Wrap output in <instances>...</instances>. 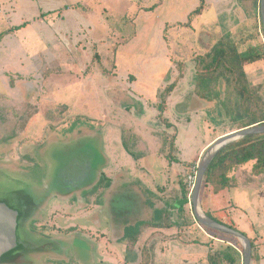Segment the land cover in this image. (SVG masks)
Listing matches in <instances>:
<instances>
[{
  "label": "rangeland",
  "instance_id": "obj_1",
  "mask_svg": "<svg viewBox=\"0 0 264 264\" xmlns=\"http://www.w3.org/2000/svg\"><path fill=\"white\" fill-rule=\"evenodd\" d=\"M141 1L144 3L147 1L148 4L155 3V0ZM196 1L165 0L162 6L154 10L150 9V13L145 15L136 8L125 6L122 9L125 0H106L103 3L111 6L114 14L104 12L103 4L97 5L96 9H88L85 4H72L80 14L83 13L82 17L90 25L87 26L86 23V26H81L78 33L66 31V37L61 38L64 47L68 50L67 52L63 49L67 56L71 53L70 49H76L75 42L79 41L77 46L80 54H75L78 55L76 69L74 64L65 62L63 73L57 72L61 70V66L52 61L47 65L45 58L48 52L42 48L37 50L39 59H36V65L40 68L36 74L34 72L17 74L11 69H5L6 65L0 66V201L17 207L21 205L19 197L23 198L27 194L31 199L27 206L29 219L19 222L17 228L18 241L25 250L19 253L21 256L14 264H94L92 263L94 259L97 264L123 263V254L120 250L123 249V218L127 211L123 205L126 201L123 199V167L129 166L128 168L132 170L137 168V161L133 158L129 161L123 158L125 108L123 102L125 106L129 105L125 109L132 118H137L144 107L148 111L147 114L142 112L143 120L149 117L158 120L156 119L159 112L158 105L161 104L164 110L166 89L171 86L167 83L165 74H169L171 69L161 58L155 61H153L155 58H142L156 52L150 41L152 31L149 32V28L155 23H166L173 17L183 19L184 10L190 9ZM91 2L94 0H85L87 4ZM251 2L253 0H249L247 6V19L241 28L235 29L233 35L239 51L260 46L258 48L262 52L264 34L260 0H254L253 6ZM4 4V1L0 0V38L9 32L3 30L7 21L2 11ZM90 10L92 14L89 13ZM122 11L123 14H120ZM39 17L43 18L44 15ZM55 17L57 20L61 19L60 15ZM245 26L248 27L241 34L242 36L238 37V32H241ZM201 33V31L198 33L201 39L205 38ZM134 35H136L135 39L132 38ZM129 38H132V41L124 45L123 39ZM195 39L197 41H192L191 48L198 51L203 45L198 38ZM160 40L163 42L162 38ZM195 42L200 46L194 45ZM157 50L159 53L166 52L165 43L163 42ZM205 50L197 52L196 58H192L189 65L196 68L197 76L207 78L205 83L208 85L205 89H198L197 82L193 86H196L201 97L207 95L206 91H212L217 97L207 98V112L203 114L201 124L198 121L199 116L193 114L196 117V124L199 123L202 128V135L199 134V128L195 131L197 142L194 146L196 147L246 127L244 125L248 123V115L264 108V57L258 58L252 64H244V77L235 73L228 75L229 81L220 78L214 84V81L208 78L220 74L221 70L211 72L204 69L203 65L210 58H204L205 62L201 63L202 58L198 57L203 56L200 54ZM65 59L69 60V58ZM140 59L145 62L142 63L141 71L139 70L141 63H137ZM181 59L190 62L189 58ZM46 67L51 70L49 71L51 74L45 75L42 79L39 73H44ZM57 73L60 74L58 77ZM139 73L141 74L138 75ZM60 76L62 78L60 81L65 82L68 88L57 94L55 83L59 81ZM138 81H153L155 84L159 82V93L151 95L150 98L136 95L134 90ZM48 82L51 83L50 90L46 89ZM88 83L91 86L89 93L84 92L82 95L80 91L83 87H88ZM123 88L128 89L126 91L128 95H123ZM256 95L261 100H255ZM127 97L135 98L138 103L131 106V99ZM88 101L91 102L89 109ZM219 101L225 104L221 105ZM74 102L80 104V109L74 110L71 107ZM173 110H166V114L172 120L175 118ZM178 113L182 114L180 111ZM76 114L85 118L75 120L73 116ZM159 120L162 124H158V130L167 129L165 122L160 118ZM189 120L191 119L187 121L183 119L186 122ZM204 123L207 127L202 126ZM131 134L133 135L130 129L124 133L128 148L132 151L141 150L142 144L140 143L139 146V141L136 139L135 142V137ZM189 135L191 137V134ZM164 136L166 142L162 144L160 154L173 157L176 153L171 146L172 135L164 131ZM130 137L132 141H129ZM162 138L161 136V141ZM203 152L198 153L196 158L186 159L185 162H183L184 156L180 154V159L174 161L178 163L180 169H184L178 172H182V180L189 189L188 197L193 189L188 177L196 174ZM167 162L164 161L163 166L171 167L173 162L170 165ZM250 163L251 161H248L244 164ZM171 171V177L162 174L159 181L161 185L165 186L167 177L172 178L177 173V170L171 169ZM100 175L111 179V184L106 186L103 182L94 192L95 182ZM141 176L157 193L158 189L152 177ZM20 190L25 192L24 195H18ZM140 190H142L139 193L141 199L144 200L146 194L148 198L151 197L147 193L148 187L145 184L140 186ZM36 191L41 201L35 209L37 198L33 193ZM44 192H48L47 195H44ZM83 195L88 196L83 199ZM213 196L210 189H205L199 195L203 211L221 210L216 209ZM225 213L215 214L226 221L230 217L225 219ZM181 215L183 216L181 221H186L188 225L186 230L198 231L218 241L236 244L242 251V246L236 239L202 226L195 219L190 200L184 205ZM236 227L238 228L239 225Z\"/></svg>",
  "mask_w": 264,
  "mask_h": 264
},
{
  "label": "crops",
  "instance_id": "obj_2",
  "mask_svg": "<svg viewBox=\"0 0 264 264\" xmlns=\"http://www.w3.org/2000/svg\"><path fill=\"white\" fill-rule=\"evenodd\" d=\"M2 1L5 3L2 5V11L7 19L3 30H9L11 34L7 32L0 38V66L6 65L5 69H11L17 74L22 72H34L36 74L38 72L40 67L36 65V59H39V51L37 50L41 48L48 52L45 58L47 65L52 61L61 66V70L57 72L63 73L65 62L74 64L76 69V57L80 54L77 46L79 41L75 42V50L70 49L71 55H68L71 57H69L65 53L67 49L64 47L61 38L66 37V31L78 33L81 26H86V23L87 26L90 25L82 17L83 13L80 14L72 4H85L88 9H96L97 5L101 6L106 2V0H94V2L87 4L85 0ZM125 1L121 6L122 9L125 6L126 8H136L138 12L144 13V15L149 14L150 9L154 10V8L165 3V0H155L153 4H148L147 1L144 3L141 0H136L137 2L135 0ZM248 4L249 0L247 2L244 0H197L190 9L184 10L183 15L186 17L183 16V19L173 17L166 23H155L149 28V32L152 31L150 41H152V46L156 48V52L142 58H155L153 61L161 58L171 69L169 74H165V78L167 83L173 84V87L167 93L164 103L165 112H163V116L170 123V127L158 130V124H162L159 120V112L156 115L158 120L155 121L152 117L143 120L142 114L144 112L147 114L148 111L144 107L140 110L141 113H138V119L132 118L125 109L129 105L125 106L123 102V108L125 107L123 110V158L128 161L133 158L137 161V168H135L137 171L129 169V166L123 167V199L126 200L123 205L127 211L123 218V249L120 250L123 254L122 264H242V252L236 244L218 241L216 238H210L206 234L202 235L198 231L186 230L188 225L186 221H181L182 215L175 207L180 198V178L183 176L182 172L179 173L178 171H184V169H180L178 163L174 161L180 159V154L184 156L183 162L192 157L196 158L198 153H202L211 143L209 141L206 145L194 146L197 142L196 128H199V134L202 135L200 124L203 114L205 115L207 112L208 99L204 97L205 95L201 97L196 86H193L196 82L198 83L199 76H197L196 68L190 66L189 63H191L192 58H196L200 50L206 49L204 52H209L213 44L221 40L226 34H232L234 37L235 29L241 28L247 19ZM253 4L254 0L251 2L252 6ZM103 5L106 9L108 7V10L103 7L104 12L114 14L111 6ZM169 5L171 6L172 3L170 2ZM115 7L117 8L116 5ZM89 13L92 14V11L90 10ZM120 14H123V11ZM42 15H44L43 18L39 17ZM56 15H60L61 19L57 20ZM247 27L245 26L241 32H238V37L242 36L241 34ZM200 31L205 38L201 39L200 34H198ZM135 36L132 38L135 39ZM195 37L203 45V47L198 48V51L191 48L192 41H197ZM132 38L123 39L124 45L130 43ZM160 38H162L167 49L164 53H159L157 50L159 46L163 45ZM200 44L195 42L194 45L200 46ZM204 52H201L200 55H205ZM65 58H69V60L67 61ZM169 58H174V60ZM181 58H189L190 62ZM143 62L141 59L137 61V63H141L140 71L143 70ZM49 71L51 70L46 67L45 72L39 73V76L44 79L45 75L51 74ZM59 75L57 73L56 76ZM60 79H62L61 76L58 78L59 81L55 83L58 89L57 94L68 88L67 84L61 82ZM50 84L49 82L46 83L47 90L51 89ZM158 85L159 82L155 84L153 81H138L134 91L138 96L150 98L151 95L159 93ZM87 86V89L83 87L80 91L82 95L84 92L89 93L91 86L89 83ZM198 89H205V86L198 84ZM126 91L128 89L123 88V95L127 94ZM127 98L131 99V106L138 103L135 98ZM90 105L91 102L88 101V109ZM71 107L74 110L80 109V104L74 102ZM169 109H174L175 118L173 120L166 114V110ZM178 111L182 114H177ZM193 114L199 116L200 124H196V117ZM82 116L76 114L73 118L79 121V118H85ZM189 118L191 120L186 122ZM189 123L191 124L187 126ZM202 126L207 127V124L204 123ZM127 129L132 131L133 135L131 134V136L135 137L134 141L136 142L137 139L139 146L140 143L142 144L141 150L132 151L125 148L124 144L127 139H125L124 133L127 132ZM164 131H167L174 138L173 148L176 154L173 157L160 154L162 144L166 142ZM161 136L163 137L162 141L160 140ZM132 137L129 141H132ZM164 161L168 165L171 162L173 164L171 167H164ZM171 169L177 170L172 178H170ZM92 172L93 170L90 172V177ZM162 174L170 176L167 177L165 186L159 183ZM141 175L152 177L155 187L158 189L157 193ZM230 176L234 180L232 187L213 196L215 197L216 209L225 210L227 213H225V219L230 217L236 226L239 225V230L245 232L248 237L254 238L250 264H264V170L256 175L252 172V163L242 164L234 168ZM143 183L148 187L147 193L151 196L148 198L146 194L147 197L144 200L139 196L142 191L140 186H144ZM177 185L178 188H176ZM97 189L95 187L94 192ZM87 196L83 195V199H86ZM158 215L160 217H157ZM211 257L212 262L210 261ZM92 263L97 264L95 259L92 260ZM99 264H106V262H99Z\"/></svg>",
  "mask_w": 264,
  "mask_h": 264
},
{
  "label": "trees",
  "instance_id": "obj_3",
  "mask_svg": "<svg viewBox=\"0 0 264 264\" xmlns=\"http://www.w3.org/2000/svg\"><path fill=\"white\" fill-rule=\"evenodd\" d=\"M17 28V27H16ZM257 47V48H256ZM252 47L250 49H247L245 51H239L236 43L235 38L232 36V34H226L221 40L214 43L211 47L210 51L207 52L205 55L201 56L202 60L201 63L205 62L204 58H210L208 62L205 63L204 69L206 71L216 72L220 71V74L208 78L211 81H214V84L218 81V79L223 78L225 81L230 80V76L235 73H239L242 77H244V64H252L254 61H256L258 58L264 57V51L260 52L259 48L260 46ZM262 47V46H261ZM206 77L199 75L198 84L201 86L207 87L208 84H206ZM173 85L169 86L166 90V94L172 89ZM206 98L209 97H217V94H214L212 91H207ZM255 100H261L259 96H255ZM221 105H224L225 103L223 101H219ZM159 110V118L165 122L167 127H170V123L166 118L163 116V106L161 104L158 105ZM247 111V110H246ZM248 123L244 126H250L253 124H263L264 123V108H260L259 110H256L253 114H249ZM173 141L174 144V138L171 136L170 138ZM171 141V142H172ZM172 144V143H171ZM125 148L130 150L128 148L127 142H125ZM173 146V145H171ZM132 153V151H129ZM248 161H251L252 163V172L256 175L260 174L264 170V134H255V135H248L242 139H239L237 141L232 142L231 144L224 147L222 150H220L216 156L212 159V161L209 163L204 178L201 185L200 194L203 193L205 189H210L213 194H217L222 190L229 189L232 187L233 178L230 176V172L239 165H242ZM183 178H180V198L178 199L177 204L175 205L176 209L179 213H182L184 205L188 203L190 200L189 195V189L187 188V185L182 180ZM103 182L107 185L111 184V179L106 178L104 175H100L99 180L97 181L96 188H98ZM21 191V190H20ZM24 191H21L18 195H24ZM48 193V192H46ZM17 194V192H16ZM17 198V197H16ZM19 200L21 201V205L19 204L17 207H13L12 205L7 204L10 207L16 208L19 211L18 215V225L19 222H22L24 220H27L29 214L27 213V206H29V201H31L30 197L24 195V197H19ZM34 208L36 209V205L34 204ZM208 216L211 218L217 220L218 222H221L225 225L230 226L231 228L238 229L233 221L231 219H226V221L222 220L219 217L216 216L217 214H224L225 210H217L215 212L212 211H204ZM214 213V214H212ZM215 215V216H213ZM157 217H160L159 215ZM239 230V229H238ZM243 232V231H242ZM245 235L246 233L243 232ZM252 248L254 247V238H250ZM18 240V235H17ZM22 250H25L23 246L19 243L17 244V247L7 253H5L3 256L0 257V263L5 264H14V261L11 260V257L15 253H20ZM210 259V256H209ZM212 262V257L211 260Z\"/></svg>",
  "mask_w": 264,
  "mask_h": 264
},
{
  "label": "water",
  "instance_id": "obj_4",
  "mask_svg": "<svg viewBox=\"0 0 264 264\" xmlns=\"http://www.w3.org/2000/svg\"><path fill=\"white\" fill-rule=\"evenodd\" d=\"M260 16L264 34V0H260ZM255 134H264V123H257L237 129L226 133L211 142L205 148L200 158L198 169L195 174L194 186L190 193V202L192 204L195 219L202 226L227 234L240 242L242 246V264L251 263L252 244L249 237L242 231L231 228L230 226L218 222L208 216L200 206L199 195L205 171L216 154L232 142L248 135ZM199 208L201 211L198 210ZM18 215L19 213L16 209L11 208L6 202L0 201V257L17 247Z\"/></svg>",
  "mask_w": 264,
  "mask_h": 264
},
{
  "label": "flooded vegetation",
  "instance_id": "obj_5",
  "mask_svg": "<svg viewBox=\"0 0 264 264\" xmlns=\"http://www.w3.org/2000/svg\"><path fill=\"white\" fill-rule=\"evenodd\" d=\"M50 189H51V187H50ZM34 195V197L35 198H37V200H36V207H37V204H40V201H41V198H39V196H38V193H37V191L35 192V193H33ZM44 195H47V193L46 192H44ZM11 208H13V207H11ZM15 209V208H14ZM17 210V209H16ZM18 211V210H17ZM29 219V218H28ZM19 256H21V254H19V253H15L12 257H11V260H13L14 261V263H17L16 262V260H17V258H19ZM0 264H5V263H0Z\"/></svg>",
  "mask_w": 264,
  "mask_h": 264
},
{
  "label": "built area",
  "instance_id": "obj_6",
  "mask_svg": "<svg viewBox=\"0 0 264 264\" xmlns=\"http://www.w3.org/2000/svg\"><path fill=\"white\" fill-rule=\"evenodd\" d=\"M194 181H195V175L193 177H191V176L188 177L189 184L192 183V185L194 186V183H193ZM193 186H192V188H193Z\"/></svg>",
  "mask_w": 264,
  "mask_h": 264
},
{
  "label": "bare ground",
  "instance_id": "obj_7",
  "mask_svg": "<svg viewBox=\"0 0 264 264\" xmlns=\"http://www.w3.org/2000/svg\"><path fill=\"white\" fill-rule=\"evenodd\" d=\"M198 210L201 211L200 208Z\"/></svg>",
  "mask_w": 264,
  "mask_h": 264
}]
</instances>
